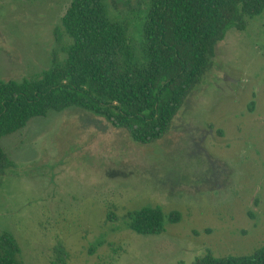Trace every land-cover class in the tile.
Returning a JSON list of instances; mask_svg holds the SVG:
<instances>
[{"label": "rangeland", "instance_id": "1", "mask_svg": "<svg viewBox=\"0 0 264 264\" xmlns=\"http://www.w3.org/2000/svg\"><path fill=\"white\" fill-rule=\"evenodd\" d=\"M71 1L0 0V80L39 77L63 57L56 29ZM248 21L155 143L74 107L1 140L0 235L23 264H194L264 246V13ZM149 206L182 220L160 235L127 229V214Z\"/></svg>", "mask_w": 264, "mask_h": 264}, {"label": "trees", "instance_id": "2", "mask_svg": "<svg viewBox=\"0 0 264 264\" xmlns=\"http://www.w3.org/2000/svg\"><path fill=\"white\" fill-rule=\"evenodd\" d=\"M125 4L120 9L116 0H72L61 19L62 33L56 29L63 57L54 54L39 77L0 80V176L11 167L1 140L51 111L79 108L126 131L136 143L157 142L210 70L217 45L264 13V0ZM254 106L251 102L250 111ZM126 220L127 229L147 236L164 233L166 223H179L182 216L149 206L128 213ZM0 264H23L9 233L0 235ZM194 264H264V246L247 257L208 251Z\"/></svg>", "mask_w": 264, "mask_h": 264}]
</instances>
